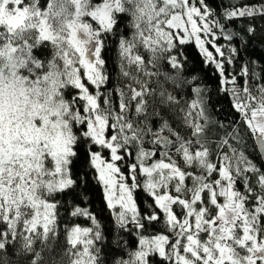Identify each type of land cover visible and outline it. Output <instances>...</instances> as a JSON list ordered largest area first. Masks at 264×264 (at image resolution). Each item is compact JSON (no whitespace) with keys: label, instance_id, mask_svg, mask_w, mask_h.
<instances>
[{"label":"snow or ice","instance_id":"6c2138e0","mask_svg":"<svg viewBox=\"0 0 264 264\" xmlns=\"http://www.w3.org/2000/svg\"><path fill=\"white\" fill-rule=\"evenodd\" d=\"M240 4L217 13L207 0H0V264H44L61 245L59 208L80 185L82 148L116 227L138 237L114 264H264V65L245 61L242 83L225 69L256 31L228 23L264 17V0ZM122 18L128 83L105 93L101 53ZM191 41L232 85L222 91L238 120L209 113L185 68ZM133 155L125 176L119 164ZM137 191L151 201L143 211ZM68 214L93 225L63 230L70 264H107L96 217L79 205ZM161 222L164 231L145 235Z\"/></svg>","mask_w":264,"mask_h":264},{"label":"trees","instance_id":"16d2710c","mask_svg":"<svg viewBox=\"0 0 264 264\" xmlns=\"http://www.w3.org/2000/svg\"><path fill=\"white\" fill-rule=\"evenodd\" d=\"M207 3L213 10L220 13L223 10V7H230L232 4H236V0H207ZM243 3L254 4L258 3V0H241V4L238 6H242ZM249 24L255 26V34L247 37V42L240 48V56L236 58L234 63L231 65L225 64L226 73L237 75L238 83H242V80L239 79V73L241 71V65L245 61H257L259 64L264 65V17L258 16L252 20H249L248 18L236 19L228 23V28L233 32L243 34ZM126 27L127 21L122 18L121 24L117 28L116 33H110L104 40V47L102 49L101 56L106 61L104 68L105 74L110 77L106 84L102 87V91L105 93H110L112 90L117 88H124L128 83V81L119 74L117 43L121 34L127 36L131 35L130 27H127V31ZM240 39H244V36L242 35ZM240 39H237L235 43L239 44ZM216 43L224 46L225 56L227 57L229 54L227 47L228 42L224 39H218ZM209 50H212L210 45ZM182 51L188 60L185 68L190 69L191 74L198 78L197 83L204 90V99L210 102L208 104V110L213 119H219L224 123L238 120V114L230 107V97L225 95L222 91V88H231L232 85L221 84V77L215 69V65H209L203 62V57L196 48L194 41H191L183 46ZM249 67L251 68L252 65L250 64ZM189 78L191 77L189 76ZM164 86L168 89V91L173 92V94H176L178 91L173 88L171 83H167ZM253 94H256L255 90H253ZM180 95L184 96V93L180 92ZM187 99L190 100L192 97L189 95ZM173 126L175 127V125ZM154 127H158V125H154ZM245 143L248 146L247 154L254 160H257L258 155L254 152L252 140L246 139ZM144 148L146 150H151L152 145L145 143ZM172 151L174 152L175 149L173 148ZM133 152H135V149H133ZM104 155L106 156L107 153ZM159 158V155L155 157V159ZM132 162H135L134 155L129 156L124 161L120 162L119 167L125 176H127L129 171L127 165ZM73 172L80 176V185L75 192H69L64 196L63 200H61V207L59 208V227L62 233V243L57 246L55 251L44 253V264H70L69 257L64 255L66 244H63V230L65 228H71L74 225L93 227L87 218L83 216L74 217L68 214L74 205H79L88 209L96 217L100 231L105 238L101 246L104 249L103 255L107 264H114V261L121 257L127 258V254L136 249L138 237L134 231L121 230L116 227L112 210L107 207L104 199L102 186L97 183L96 179L93 178L95 175L94 171L87 167L83 148L81 150V159L77 162ZM84 173L88 174L87 183L84 181ZM77 193H80V195H77ZM135 196L138 201V207L141 211H143L147 207L148 203L151 202L142 191H137ZM162 231H164V226L161 222L160 224H153L152 228L149 229L145 235ZM155 259L159 260V257H155ZM9 260L14 262L16 257L10 254Z\"/></svg>","mask_w":264,"mask_h":264},{"label":"water","instance_id":"95a60500","mask_svg":"<svg viewBox=\"0 0 264 264\" xmlns=\"http://www.w3.org/2000/svg\"><path fill=\"white\" fill-rule=\"evenodd\" d=\"M259 155H260V156H264V152H261Z\"/></svg>","mask_w":264,"mask_h":264},{"label":"rangeland","instance_id":"374dc122","mask_svg":"<svg viewBox=\"0 0 264 264\" xmlns=\"http://www.w3.org/2000/svg\"><path fill=\"white\" fill-rule=\"evenodd\" d=\"M118 175V174H117ZM102 186V185H101ZM102 190H103V186H102ZM103 195H104V193H103Z\"/></svg>","mask_w":264,"mask_h":264}]
</instances>
